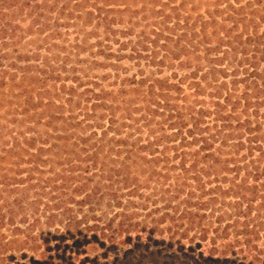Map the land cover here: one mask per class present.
Segmentation results:
<instances>
[{"label":"trees","instance_id":"trees-1","mask_svg":"<svg viewBox=\"0 0 264 264\" xmlns=\"http://www.w3.org/2000/svg\"><path fill=\"white\" fill-rule=\"evenodd\" d=\"M0 110V264H264V0H0Z\"/></svg>","mask_w":264,"mask_h":264},{"label":"rangeland","instance_id":"rangeland-1","mask_svg":"<svg viewBox=\"0 0 264 264\" xmlns=\"http://www.w3.org/2000/svg\"><path fill=\"white\" fill-rule=\"evenodd\" d=\"M17 16L16 22L26 28L29 18ZM28 38H26V41ZM5 110H0L3 114ZM59 226V225H58ZM57 264H224L210 261L197 255H185L167 245L155 246L143 242L141 244L116 245L98 243L89 247L87 253L71 259L68 253L57 255Z\"/></svg>","mask_w":264,"mask_h":264}]
</instances>
